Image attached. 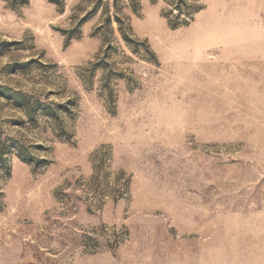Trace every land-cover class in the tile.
I'll return each mask as SVG.
<instances>
[{
    "label": "rangeland",
    "instance_id": "374dc122",
    "mask_svg": "<svg viewBox=\"0 0 264 264\" xmlns=\"http://www.w3.org/2000/svg\"><path fill=\"white\" fill-rule=\"evenodd\" d=\"M0 264H264V0H0Z\"/></svg>",
    "mask_w": 264,
    "mask_h": 264
}]
</instances>
